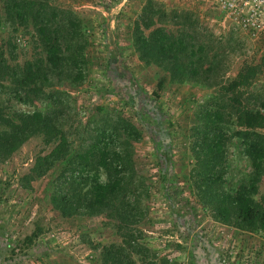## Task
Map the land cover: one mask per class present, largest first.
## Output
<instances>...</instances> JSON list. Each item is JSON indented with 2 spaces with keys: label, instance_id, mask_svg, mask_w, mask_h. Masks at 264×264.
I'll list each match as a JSON object with an SVG mask.
<instances>
[{
  "label": "rangeland",
  "instance_id": "374dc122",
  "mask_svg": "<svg viewBox=\"0 0 264 264\" xmlns=\"http://www.w3.org/2000/svg\"><path fill=\"white\" fill-rule=\"evenodd\" d=\"M248 115L264 117V6L0 0V264H264V230L218 218L264 148ZM255 189L264 209V171Z\"/></svg>",
  "mask_w": 264,
  "mask_h": 264
},
{
  "label": "trees",
  "instance_id": "16d2710c",
  "mask_svg": "<svg viewBox=\"0 0 264 264\" xmlns=\"http://www.w3.org/2000/svg\"><path fill=\"white\" fill-rule=\"evenodd\" d=\"M141 46L139 47L142 52L144 59H146L149 54L153 51H157L156 47H148L149 43L141 37ZM158 60H155L156 63H162V55L159 52V55H156ZM52 64V61H51ZM36 73L31 68L30 70L25 71L24 77L21 80L22 83L28 84L35 80ZM38 119L32 120V124L23 127L18 132L17 142L19 145L24 143L28 138L35 134V131L39 128V120L42 118V115L35 116ZM246 126L249 128H254L256 126L264 127V117L259 115L253 117V115H248ZM254 148L249 149V156L253 162V183L251 187H245L244 189L237 191H230L229 193L223 195L221 204V211L219 215V220L225 224H234L238 228H249L251 230H264V209L263 207L255 201L253 198V193L256 191L255 186L256 182L260 180L264 171V148ZM103 169L108 170L111 168V165L105 164L102 166ZM121 181L113 182L109 181L105 184L97 182L93 188V202L92 209L103 208L110 202L117 198L121 190ZM35 233L33 236L27 237V241L32 242L34 238L38 236ZM130 246L133 250L139 247L136 242V239L131 238ZM132 250V251H133ZM121 257H107L105 259V264H125V261L120 259ZM131 264H134L130 261Z\"/></svg>",
  "mask_w": 264,
  "mask_h": 264
},
{
  "label": "built area",
  "instance_id": "2783aa9c",
  "mask_svg": "<svg viewBox=\"0 0 264 264\" xmlns=\"http://www.w3.org/2000/svg\"><path fill=\"white\" fill-rule=\"evenodd\" d=\"M225 7L264 6V0H222Z\"/></svg>",
  "mask_w": 264,
  "mask_h": 264
}]
</instances>
